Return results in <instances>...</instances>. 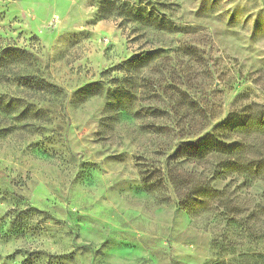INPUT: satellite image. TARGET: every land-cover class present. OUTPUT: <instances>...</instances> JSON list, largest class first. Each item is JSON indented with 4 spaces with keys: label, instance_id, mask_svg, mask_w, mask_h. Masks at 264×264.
<instances>
[{
    "label": "rangeland",
    "instance_id": "1",
    "mask_svg": "<svg viewBox=\"0 0 264 264\" xmlns=\"http://www.w3.org/2000/svg\"><path fill=\"white\" fill-rule=\"evenodd\" d=\"M6 46L28 55L0 69V264H264V178L170 159L264 106V0H0ZM242 137L235 159L264 162Z\"/></svg>",
    "mask_w": 264,
    "mask_h": 264
},
{
    "label": "trees",
    "instance_id": "2",
    "mask_svg": "<svg viewBox=\"0 0 264 264\" xmlns=\"http://www.w3.org/2000/svg\"><path fill=\"white\" fill-rule=\"evenodd\" d=\"M146 53L142 52L141 54H136L126 62L122 63L121 69L127 70V68L136 69L142 59L144 58ZM28 55V52L21 48H15L12 46L0 47V69L4 66H7L9 63L21 62ZM34 78L35 83L33 88L45 92L58 93L59 89L56 85L47 80L32 76ZM102 84L96 82L94 84H89L86 88L81 89L80 93L84 94H97L103 93ZM253 110L251 111V109ZM253 132H263L264 133V106L254 103L252 106H249L242 111H231L227 113L225 118L221 119V121L214 124L211 130H207L205 134L199 136L195 140L185 141L180 143L174 153L170 156V159H182L184 161L192 162L195 160H202L207 157V155H225L226 158L223 159V162L228 168H233L234 172H250L252 174L251 178H264V162L261 160L254 161H244L240 162L235 159L238 154L239 146L242 145L243 142L240 143L238 138L243 139L242 135H248ZM235 137V138H234ZM234 138V139H233ZM169 166V167H168ZM171 165L167 164V181H170L174 186H179L182 182L176 180L177 176L174 174ZM175 175H173V174ZM248 178V176H247ZM181 187V186H180ZM182 188V187H181ZM186 194L184 199H187L188 203H190V207L194 206V199L202 202L204 199L208 198L211 194L207 187H194ZM229 242V241H228ZM231 243V242H230ZM264 255L262 253L258 254V257ZM256 258L255 256H250L245 253H241L234 257H231L226 260H222L217 264H228L232 262H240L242 258ZM257 259V258H256ZM235 263V264H237ZM210 264V262L204 263Z\"/></svg>",
    "mask_w": 264,
    "mask_h": 264
}]
</instances>
